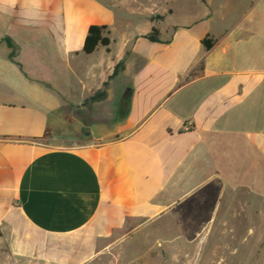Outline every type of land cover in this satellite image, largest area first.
<instances>
[{
    "label": "crops",
    "instance_id": "0c3cea01",
    "mask_svg": "<svg viewBox=\"0 0 264 264\" xmlns=\"http://www.w3.org/2000/svg\"><path fill=\"white\" fill-rule=\"evenodd\" d=\"M247 7L246 23L230 17L203 34L173 26L168 40L150 42L148 32L115 53L107 2L0 0V29L50 40L56 57L68 59L70 85L64 95L19 68L36 85L13 93L0 61V242L9 256L20 264H92L115 233L157 221L225 176L221 158L239 151L264 160V0ZM216 15L211 9L206 19ZM91 25H106L111 44L85 54ZM207 35L210 50L201 43ZM1 48L0 59H9L11 49ZM122 78L130 83L117 84ZM105 82L106 98L90 109L93 144H47L65 113Z\"/></svg>",
    "mask_w": 264,
    "mask_h": 264
},
{
    "label": "rangeland",
    "instance_id": "374dc122",
    "mask_svg": "<svg viewBox=\"0 0 264 264\" xmlns=\"http://www.w3.org/2000/svg\"><path fill=\"white\" fill-rule=\"evenodd\" d=\"M102 1L115 13L112 28L115 53L134 37L150 32L153 26L158 27L159 38L165 41L172 35L173 26H188L194 34L217 33L230 17L246 23L249 16V0H205L210 8L201 0ZM211 9L217 15L206 19ZM157 15L165 18L151 22L150 18ZM5 35L13 39L14 60L22 64L29 79L50 84L64 95L70 93L68 59L56 57L50 40L41 41L22 29L1 28L0 38ZM0 44L7 45L4 41ZM158 48L150 49L157 50L156 56L162 57L163 49ZM1 60H5L7 67L5 82L13 93L29 91L36 85L28 81L19 66L9 59ZM126 83H130L126 78L117 81L121 86ZM82 95L83 92L78 93V99ZM83 103L65 113V126L52 131L47 144L68 148L93 144L90 109ZM234 152L231 161L219 160L225 176L215 180V185L211 183L189 193L180 206L155 222L136 223L130 230L115 233L107 243L108 248L92 264H264V160ZM193 178L206 179L200 175ZM190 182L191 188L193 181ZM0 264H20L7 254L1 242Z\"/></svg>",
    "mask_w": 264,
    "mask_h": 264
},
{
    "label": "trees",
    "instance_id": "16d2710c",
    "mask_svg": "<svg viewBox=\"0 0 264 264\" xmlns=\"http://www.w3.org/2000/svg\"><path fill=\"white\" fill-rule=\"evenodd\" d=\"M203 4H205V0H201ZM165 18L164 15H157L156 17H151V22H156V20H163ZM110 31L108 30V27L106 25H91L88 29L87 36L85 38L84 46H83V53L85 54H92L94 53L99 47H106L109 48L111 44V39L109 37ZM160 32L159 29L155 26L152 27L151 31L145 35V38L149 40L150 42H160L159 38ZM5 42L7 43V47L11 49V53L9 55V60L13 63H16L19 68L22 70V65L14 60V49L15 45L10 37L5 38ZM202 45L205 47L206 50H210L214 45V40L210 38L208 35L202 39L201 41ZM124 62H120L113 73V75L109 78V80H112L115 76L118 75L121 68H123ZM47 87L51 88L49 84H46ZM109 86V82H105L103 84V87L99 90H97L93 95L88 97L83 105L88 106L89 109L92 108V105L98 101H102L107 96V88ZM50 133V128H47L45 136H48Z\"/></svg>",
    "mask_w": 264,
    "mask_h": 264
}]
</instances>
